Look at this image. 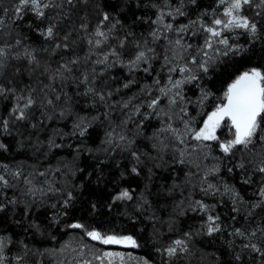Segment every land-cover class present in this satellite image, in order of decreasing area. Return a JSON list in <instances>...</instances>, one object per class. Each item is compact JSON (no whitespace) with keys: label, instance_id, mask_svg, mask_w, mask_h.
<instances>
[{"label":"trees","instance_id":"trees-1","mask_svg":"<svg viewBox=\"0 0 264 264\" xmlns=\"http://www.w3.org/2000/svg\"><path fill=\"white\" fill-rule=\"evenodd\" d=\"M153 4L163 6V0H88L87 4L77 0L75 6H64L69 15L62 17L58 23L56 41H45L38 34L35 24L29 27V22L34 21V17L28 16L15 26L8 17H5L7 26L3 29V38L14 43L15 39L23 37L20 51H23L25 46L36 49L42 67L36 69L26 60H14L2 70L3 79L0 83L18 89H23L26 85L39 89L42 83H48L42 75L43 67L50 66L54 69L62 59L77 56L83 60L89 53L86 37L95 28L99 11H106L113 18L109 25L119 21L114 35L123 37L127 33L133 34L124 49L123 60L131 58L129 53L137 40L142 42L146 38L149 41L148 46L155 50L156 59L151 61V74L143 71L129 74L127 68L116 64L100 78L97 87L106 83L108 87L104 90L113 91L112 100H121L133 95L139 96L141 87L152 84L157 74L161 83H165L169 73L167 67L162 70V65L165 56L171 57L172 52L167 50L166 40L162 38L152 42L149 36V33L158 27L152 23L157 18V8H154ZM0 5L11 7L12 0H0ZM177 7L182 8L184 16H176L175 19L165 16V22H171L176 27L196 20L205 12L212 13L213 9H216L217 13L222 12V8L217 6V0H195V3L192 0L183 2L169 0V5L164 7V11ZM246 14L252 15V12ZM49 15L55 16V12L50 11ZM211 18V15L204 16L205 21L210 22ZM82 22L89 24V33L80 30ZM195 31L196 28H193L189 33L183 34L185 43L193 45L191 50L193 54L196 47L204 43L202 34L192 35ZM9 32L11 37L8 36ZM67 33H71L70 49H60L53 54L55 43L61 42ZM226 35L230 37L231 43L239 44L244 50L236 55L222 57L208 74H201L199 80L183 86L185 96L191 101L198 99L201 88L213 93L203 107L195 103L188 106L190 116L196 118L194 124L196 127L203 124L207 113L219 103L218 98L222 97L227 84L239 72L250 67L264 68V24L255 39L243 33V30ZM168 36L172 40L177 38L175 32L168 33ZM109 45L116 46V41L110 40ZM44 49L48 51H43ZM98 56H102V53L93 55L92 60ZM109 62H112V58ZM92 66L89 63L87 68L91 69ZM96 69L99 73L102 67L97 65ZM172 75L174 78L180 76L178 72ZM132 79H135L136 83L124 89L123 84ZM57 88L59 93L61 91L59 85ZM117 88L120 89L119 93L115 92ZM84 90L83 85L78 89L70 79L62 89L66 96L57 104L55 113L51 110L46 113L52 115L53 119H44L41 122V110L38 109L35 110L30 123L17 125L11 130L10 135L0 133V143L7 145V150L0 149V163L8 164L13 169L23 164L27 174L34 169L44 171L50 166L54 169L63 161L70 165L74 174L50 173L49 179L57 182L56 187L65 184L75 186V199L67 209L61 207L58 210L49 206L56 203V199L51 196L41 202L37 194L36 202L32 203V197L24 195L23 184L16 190L8 191L9 198L15 196L21 202L17 205H8L5 211L0 212V236L11 241L5 249L4 254L7 257L5 264H15L14 257L18 255L24 257L23 264H86V262L102 264L94 257L104 252L120 253L119 256L111 258V264H264V236L259 232L254 237L249 235L238 237L231 234L235 228L251 233L258 225L264 226V210L260 208L255 209L251 220L245 219L249 212L248 205L256 203L259 199L257 191L264 180V176L255 173L251 166L243 170L237 167L241 162L253 160L252 153L236 152L233 157H224L213 142L211 157L218 159L211 157L206 159L203 153L191 152L188 160L181 164L178 162V153L174 154L171 147L160 155L152 148L156 141L149 137L161 126L160 121L153 117L145 121L143 135L135 137V148L148 154L142 157L144 163L138 166L139 175H136L131 172L133 162L127 153L116 151L105 154L99 150L107 122H104L103 127L93 125L87 138L71 135L78 116H87L91 119L107 111L103 104L98 103L95 108L91 107L92 98L80 94ZM112 100H109V103ZM65 102L71 111L66 112L61 118L59 113L61 108L66 106ZM12 103L11 99L0 98V115L6 116ZM162 107H167V100H162ZM176 112H179V108ZM111 119L119 122L124 116L117 110ZM101 121H104L102 115ZM31 123H37L38 128L32 129ZM175 126L182 127L178 122ZM130 128L134 129L135 125H130ZM217 135L221 139L230 138L228 128L224 126L217 131ZM50 137H54L55 142L63 146L49 151L47 141ZM38 141L43 142V147L38 145ZM262 150L264 144L258 143L254 151ZM149 156L155 159H149ZM214 166L219 167V172L209 175L207 181L203 182L205 173ZM229 168L233 171L229 172ZM248 177L251 178V182L243 183ZM37 179L42 181L44 178ZM208 183L215 185L219 191L206 195L201 189L206 188ZM225 184L235 188L246 202L240 205L239 213L233 212L231 196L224 192ZM174 185L178 187L174 188ZM124 188L130 190L133 199L113 202L112 197ZM197 200L210 206L215 205L210 213L220 217L222 225L220 232L210 236L206 229H201L207 214L191 211L190 205ZM181 201L183 204L179 206ZM54 215L58 222L51 219ZM233 216L236 217L235 220L232 219ZM33 223L38 224L39 229L32 227ZM74 223L83 224L85 227L83 229L68 227ZM92 229L103 234L132 236L137 246L105 245L91 240L85 235V231ZM186 232L192 233L191 239L187 241L189 254L169 260L160 250L166 248L173 240L183 238ZM249 243L257 244L262 251L255 252L251 248L243 247ZM237 256H240L239 260H236ZM108 261L109 258H105L103 264H108Z\"/></svg>","mask_w":264,"mask_h":264},{"label":"snow or ice","instance_id":"snow-or-ice-1","mask_svg":"<svg viewBox=\"0 0 264 264\" xmlns=\"http://www.w3.org/2000/svg\"><path fill=\"white\" fill-rule=\"evenodd\" d=\"M87 4L88 0H80ZM183 2V0H181ZM195 3V0H192ZM77 0H12L11 7H3L0 5V80L3 79V69H5L12 61L26 60L27 63L34 68H41L40 60L37 56L36 49L24 47L23 37L15 39L12 43L10 40H5L3 29L7 26L5 17H8L13 25L17 22H22L26 17H34V21L29 22L31 28L35 24L36 30L45 41H56L58 38L57 25L62 17L68 16L69 13L64 10L65 5L75 6ZM169 5V0H163V6L153 4L157 8V18L152 21L158 25L149 33L152 42L164 39L167 41V50L172 52V56H165L162 70L167 67L168 79L165 83H161L159 74L154 78L152 84L144 85L140 89V95H133L127 99L112 100L113 91L104 89L108 87L105 83L100 87L97 84L100 78L116 64L127 68L129 74L137 71H143L146 74H151V61L156 59L155 50L149 47L148 39L142 42L137 40L132 48L131 58L127 61L122 59L125 55L124 49L128 46L130 37L133 34L127 33L123 37L114 35L119 21L112 23L109 27V22L113 19L108 12H97L98 22L95 28L89 33V24L82 22L80 30L89 33L86 37L89 46V53L83 58L62 59L57 66L52 69L50 66L43 67L42 75L48 80V83H42L39 89L31 88L26 85L23 89H18L15 86H8L0 83V98L11 99L12 107L8 109L6 116L0 115V133L11 134V130L21 123H30L35 115V110H41V122L44 119H53L52 115H46L51 110L55 113L56 106L66 96L62 93L65 84L71 79L79 89L81 85L85 90L81 95L91 97V107L95 108L97 104H103L107 111L100 115H96L89 119L87 116H78L73 124V132L71 135L87 138L90 129L93 125L100 127L107 122V127L104 128V135L101 139L99 150L105 154L110 152L120 151L127 153L133 165L131 172L139 175V165L143 164L142 157L148 154L140 152L135 148L136 136L143 135L142 129L145 126V121L155 117L160 121L161 126L149 139L156 141L152 144V148L157 151L158 155L166 152L170 147L173 153H178V162L184 164L191 152L203 153L205 158L211 157L213 142L218 146V149L223 153L224 157H233L236 152L252 153L253 160L247 163L241 162L237 165L240 169H245L251 166L255 173L264 176V150L260 152L254 151L258 143L264 144V68L250 67L239 72L230 83L227 84L222 97L218 98L219 103L213 110L207 113L203 119V124L196 127L195 117L190 116L188 106L195 103L204 106L213 93L205 88L200 89V96L196 101L188 99L183 91V86L191 84L201 78V74H208L222 57L236 55L244 49L235 43L230 42V37L226 33H234L236 30H243L250 38L255 39L261 31L264 24V0H217L218 8H222V12L217 13L213 9L212 13L205 12L203 16L196 20H190L188 24H182L176 27L171 22H165V16L175 19L176 16H184L185 12L181 7L174 10L164 11V7ZM50 11L55 12V16H50ZM252 12V15L246 14ZM211 15V20L205 21L204 16ZM41 25H45L41 27ZM196 28L192 32L193 36L203 35L204 43L195 49V53L191 51L193 45L185 43L184 35L189 33L191 29ZM175 32L177 38L172 40L168 33ZM11 37V32L8 33ZM71 33L63 36L61 42L55 43L52 50L55 54L58 50H69V38ZM116 41V46H110L109 41ZM107 48V51L103 49ZM43 51H48L44 49ZM102 53L97 59L92 60L93 55ZM110 58L112 62L110 63ZM91 63V69L87 65ZM102 67L98 73L96 66ZM83 69V70H81ZM19 72L20 70L17 69ZM178 72L179 78H174L172 73ZM78 73V74H77ZM135 79L129 80L123 84L124 89L130 88ZM57 85L60 87L58 93ZM120 89L115 90L119 93ZM158 91V94H157ZM70 99V98H68ZM109 100H112L109 103ZM162 100H167V107H162ZM61 108L60 117L63 118L66 112H70V106L67 105ZM179 108V112L176 109ZM119 111L124 119L115 122L111 119L115 111ZM101 115L104 121H101ZM182 127L175 126L176 123ZM130 125H135V128H130ZM222 126L228 128L230 138L221 139L217 135V130ZM32 129H37V123H31ZM132 137V138H130ZM195 142V143H191ZM38 145L43 147V142L38 141ZM63 145L57 144L54 137H50L47 141L49 151L53 148H60ZM0 149L7 150V145L0 143ZM39 150V148L37 149ZM80 149H77L79 152ZM91 152L92 149H89ZM47 155V153H45ZM155 159V157H148ZM218 159L217 157H211ZM198 166V165H197ZM199 167V166H198ZM233 169L229 168V172ZM219 172V167L214 166L205 173V180L209 175H214ZM50 173H64L65 175L74 174L69 164L61 161L59 166L52 168L51 166L44 171L33 170L30 173H25L24 165L21 164L15 169L8 164L0 163V212L5 211L8 205H17L21 201L15 196L9 198L7 193L9 190H16L21 184L24 185V195L32 197V203L39 199L43 202L51 196L56 199V203L49 206L58 210L61 207L67 209L71 202L75 199L74 188L65 184L61 187H56V181L49 179ZM123 175V173L121 174ZM37 177H43L42 181ZM251 178H245L243 183L249 184ZM39 185V186H38ZM178 187L174 185V188ZM206 195L219 191L215 185L208 183L206 188L201 189ZM224 192L230 194L233 202V212H240V205L246 203L243 197L235 188L224 185ZM259 199L256 203L249 204V212L245 216L246 220L253 218L255 209L264 210V180L261 181V186L257 191ZM133 196L129 189L124 188L112 197V201H131ZM147 203V201H145ZM183 201H181L182 206ZM95 207V205H93ZM191 211L206 213V220L201 224V229H206L208 235L220 232L222 225L220 217L213 215L210 210L215 208V205H207L203 201L197 200L190 205ZM28 210H26V215ZM59 214V213H57ZM51 219L57 221L56 215ZM236 219L235 216L232 217ZM32 227L39 229V225L33 223ZM71 228L83 229L85 226L80 223L68 225ZM257 232L264 236V226L258 225L251 233H246L241 228H235L233 235L244 237L245 235L256 236ZM85 235L91 240L99 241L102 244H126L133 247L137 246L136 241L132 236H117L114 234H103L96 229L85 231ZM191 232L183 234V238L173 240L166 248L161 249L162 253L166 254L169 260L179 258L181 255L187 256L190 252L188 240L191 239ZM10 239L0 236V264H5L7 257L5 249L10 243ZM244 248H251L255 252H261V248L255 243L243 245ZM26 255V253H25ZM120 253L104 252L101 255H96L94 258L100 260L103 264L105 258H109L108 264H111V258L119 256ZM240 256L236 257L239 260ZM15 264H23L24 257H14ZM90 264V262H86Z\"/></svg>","mask_w":264,"mask_h":264},{"label":"rangeland","instance_id":"rangeland-1","mask_svg":"<svg viewBox=\"0 0 264 264\" xmlns=\"http://www.w3.org/2000/svg\"><path fill=\"white\" fill-rule=\"evenodd\" d=\"M110 26H111V25H109V27H110ZM218 130H219V129H218ZM218 130H217V131H218ZM119 245H120V244H119ZM121 245H126V244H121Z\"/></svg>","mask_w":264,"mask_h":264},{"label":"water","instance_id":"water-1","mask_svg":"<svg viewBox=\"0 0 264 264\" xmlns=\"http://www.w3.org/2000/svg\"><path fill=\"white\" fill-rule=\"evenodd\" d=\"M235 78V77H234Z\"/></svg>","mask_w":264,"mask_h":264}]
</instances>
